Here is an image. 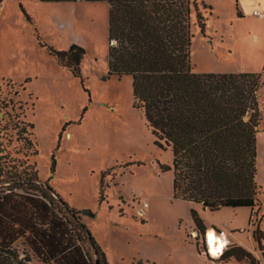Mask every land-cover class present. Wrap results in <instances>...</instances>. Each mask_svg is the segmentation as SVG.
Segmentation results:
<instances>
[{
  "label": "rangeland",
  "instance_id": "374dc122",
  "mask_svg": "<svg viewBox=\"0 0 264 264\" xmlns=\"http://www.w3.org/2000/svg\"><path fill=\"white\" fill-rule=\"evenodd\" d=\"M198 3L205 30L196 25L192 8V71L258 74L263 84L255 176L261 205L254 215L248 208L211 212L173 199L172 172L159 167L171 166L170 150L155 146L142 112L133 108L131 78L106 79V3L0 0V167L11 177L29 174L33 186H50L74 209L108 264H231L209 259L207 229L223 231L228 245L231 239L246 248L253 245L252 229H264V11L254 8L261 16L254 15L225 0ZM72 44L85 52L79 78L47 50ZM23 126L32 149L17 140ZM4 177L0 189L10 184L2 183ZM192 209L206 228L203 237L194 231ZM81 246L91 255L87 243ZM13 248L20 258L25 249L31 264H43L22 241Z\"/></svg>",
  "mask_w": 264,
  "mask_h": 264
},
{
  "label": "trees",
  "instance_id": "16d2710c",
  "mask_svg": "<svg viewBox=\"0 0 264 264\" xmlns=\"http://www.w3.org/2000/svg\"><path fill=\"white\" fill-rule=\"evenodd\" d=\"M38 1L107 4L106 79L131 78L133 108L142 112L155 146L170 150L171 166L159 167L162 172H172L173 199L199 204L211 212L248 208L254 215L260 209L255 176L261 77L251 73L192 71V8L196 25L202 33L205 30L198 0ZM203 9L211 11L205 5ZM47 50L74 78L80 77L79 64L85 54L81 47L72 44L67 50ZM24 126L19 129L17 140L32 149L34 144ZM2 151L0 143V160L4 157ZM8 174L0 167V177L5 175L2 183H10L0 189V264H31L32 257L25 249L22 258L14 250L17 241H22L43 264H108L88 229L78 222L74 209L50 186H33L34 179L25 172V177ZM23 188H32L33 193ZM190 216L197 237H203L206 228L202 220L193 209ZM252 238L264 264V229L256 226ZM84 243L91 255L82 248ZM195 247L198 250V243ZM209 259L261 264L235 244L227 245L218 257Z\"/></svg>",
  "mask_w": 264,
  "mask_h": 264
},
{
  "label": "crops",
  "instance_id": "0c3cea01",
  "mask_svg": "<svg viewBox=\"0 0 264 264\" xmlns=\"http://www.w3.org/2000/svg\"><path fill=\"white\" fill-rule=\"evenodd\" d=\"M10 1H12V0H10ZM225 1H226V3H230L232 5L235 4V7L237 6L236 8H240L239 10H246V11L252 10V12H257L258 13V11H256V9H254V8H261L264 11V0H225ZM241 5H242V7H240ZM239 13L241 14V11H239ZM258 16H261V14L258 13ZM223 209H232V208H222L220 210H223ZM220 210H218V211H220ZM215 212H217V211H215ZM209 230H211V229H207V232ZM251 240H252V244L253 245L250 248H246L243 245V243L240 242V241L236 242V241H232L230 239V243L243 247L244 249L249 251L254 257H256V259H258L261 264H263V262L261 261V254L257 250L256 243H255V241L252 238V231H251ZM231 264H239V263L231 261Z\"/></svg>",
  "mask_w": 264,
  "mask_h": 264
},
{
  "label": "bare ground",
  "instance_id": "6f19581e",
  "mask_svg": "<svg viewBox=\"0 0 264 264\" xmlns=\"http://www.w3.org/2000/svg\"><path fill=\"white\" fill-rule=\"evenodd\" d=\"M207 239L209 244V251L211 254H213V256L216 257L217 255L215 254L222 250L224 241H217L214 232L212 230H209L207 232Z\"/></svg>",
  "mask_w": 264,
  "mask_h": 264
},
{
  "label": "built area",
  "instance_id": "2783aa9c",
  "mask_svg": "<svg viewBox=\"0 0 264 264\" xmlns=\"http://www.w3.org/2000/svg\"><path fill=\"white\" fill-rule=\"evenodd\" d=\"M253 14H254V15H258L257 12H253ZM146 205H147V204H144L143 206L146 207ZM213 231H214V230H213ZM206 235H207V234H206ZM214 235H215L217 241H224V242H223V246H222V250L215 254V255H217L216 257H218V256L222 253V251L225 249V247L228 245V244H227L228 242L226 241L227 238L225 237V233H224L223 231H214ZM206 246H207V252H208L209 256H210L211 258L215 257V256H213V254H211L210 251H209V244H208V239H207V238H206Z\"/></svg>",
  "mask_w": 264,
  "mask_h": 264
},
{
  "label": "water",
  "instance_id": "95a60500",
  "mask_svg": "<svg viewBox=\"0 0 264 264\" xmlns=\"http://www.w3.org/2000/svg\"><path fill=\"white\" fill-rule=\"evenodd\" d=\"M89 211H83L82 214H89ZM96 264H98V262L96 261Z\"/></svg>",
  "mask_w": 264,
  "mask_h": 264
}]
</instances>
